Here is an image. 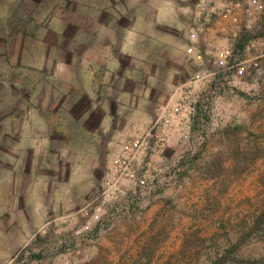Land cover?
I'll use <instances>...</instances> for the list:
<instances>
[{
    "label": "rangeland",
    "instance_id": "rangeland-1",
    "mask_svg": "<svg viewBox=\"0 0 264 264\" xmlns=\"http://www.w3.org/2000/svg\"><path fill=\"white\" fill-rule=\"evenodd\" d=\"M229 1L0 0V264H264V28L199 25Z\"/></svg>",
    "mask_w": 264,
    "mask_h": 264
},
{
    "label": "built area",
    "instance_id": "built-area-1",
    "mask_svg": "<svg viewBox=\"0 0 264 264\" xmlns=\"http://www.w3.org/2000/svg\"><path fill=\"white\" fill-rule=\"evenodd\" d=\"M205 4H200L198 5L199 11L201 13L200 18H199V25L211 22L213 20H216L218 17L223 16V15H229L232 16L233 19L235 20V13L236 11L242 9L245 11V13L249 16L252 15L251 12H259V13H264V0H247L244 3H241L239 1H229L224 4H216L211 8L204 7ZM262 28H264V21L262 22V25L257 24L256 28L254 27L252 30H255V32H261ZM252 44V43H251ZM206 49L209 53L213 51V45L211 43L206 44ZM225 50H222L217 53V58L219 59V63L223 65L225 63L224 57H225ZM195 105L192 104L187 108V110L184 112V114H180L179 116L176 117V120H173L177 125L182 124L183 122L189 121L190 117L193 116V112L195 111ZM172 122L167 120L165 123L161 122L160 119L158 118L155 120V122L152 125V129H158L160 126H164V129L166 127H171ZM164 138H169L170 135H172V130H163ZM177 169L170 175V179H173L177 173Z\"/></svg>",
    "mask_w": 264,
    "mask_h": 264
},
{
    "label": "crops",
    "instance_id": "crops-1",
    "mask_svg": "<svg viewBox=\"0 0 264 264\" xmlns=\"http://www.w3.org/2000/svg\"><path fill=\"white\" fill-rule=\"evenodd\" d=\"M252 15H247L244 11L240 12L237 15V19H241L243 21L245 30L251 31L254 27L256 28L257 24L262 25V22L264 21V13L259 12H251ZM231 22V19L229 17H226L225 21H221V19H217L214 26H216V31H221L227 28V24ZM261 40V39H260Z\"/></svg>",
    "mask_w": 264,
    "mask_h": 264
},
{
    "label": "trees",
    "instance_id": "trees-1",
    "mask_svg": "<svg viewBox=\"0 0 264 264\" xmlns=\"http://www.w3.org/2000/svg\"><path fill=\"white\" fill-rule=\"evenodd\" d=\"M203 111L204 110L201 104L197 103L195 105V113L192 116V121L194 122V124L203 125L204 122L207 120V116Z\"/></svg>",
    "mask_w": 264,
    "mask_h": 264
}]
</instances>
